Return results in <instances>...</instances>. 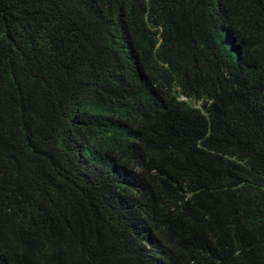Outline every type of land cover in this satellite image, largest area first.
Instances as JSON below:
<instances>
[{
	"label": "trees",
	"instance_id": "trees-1",
	"mask_svg": "<svg viewBox=\"0 0 264 264\" xmlns=\"http://www.w3.org/2000/svg\"><path fill=\"white\" fill-rule=\"evenodd\" d=\"M0 264H264V0H0Z\"/></svg>",
	"mask_w": 264,
	"mask_h": 264
},
{
	"label": "clouds",
	"instance_id": "clouds-1",
	"mask_svg": "<svg viewBox=\"0 0 264 264\" xmlns=\"http://www.w3.org/2000/svg\"><path fill=\"white\" fill-rule=\"evenodd\" d=\"M260 11L262 12V9ZM182 99H187V97L186 96H182Z\"/></svg>",
	"mask_w": 264,
	"mask_h": 264
}]
</instances>
